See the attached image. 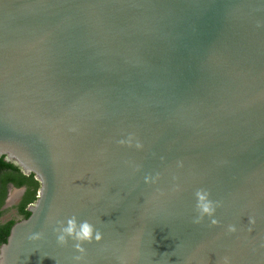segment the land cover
Segmentation results:
<instances>
[{
	"label": "water",
	"instance_id": "1",
	"mask_svg": "<svg viewBox=\"0 0 264 264\" xmlns=\"http://www.w3.org/2000/svg\"><path fill=\"white\" fill-rule=\"evenodd\" d=\"M0 156L40 183L0 264H76L72 217L80 264H264V0H0Z\"/></svg>",
	"mask_w": 264,
	"mask_h": 264
},
{
	"label": "clouds",
	"instance_id": "2",
	"mask_svg": "<svg viewBox=\"0 0 264 264\" xmlns=\"http://www.w3.org/2000/svg\"><path fill=\"white\" fill-rule=\"evenodd\" d=\"M196 211L197 215L193 217L194 224H200L205 217H209L211 224H217L218 221L214 218L216 209L220 207L219 201H213L209 198V194L206 191L199 190L196 193ZM60 226L53 229L56 234L57 244L63 246L68 243L69 239L75 241L74 248L79 255L73 256V261L76 264H80L83 261V253L85 252L82 244L84 242H91L93 239L99 241L101 239V233L95 229L92 224L87 221L77 224L76 218L72 217L67 221V225L64 226L63 222H57ZM229 231H235L234 226H229ZM39 234H37V238ZM223 264H230L228 257H224Z\"/></svg>",
	"mask_w": 264,
	"mask_h": 264
},
{
	"label": "flooded vegetation",
	"instance_id": "3",
	"mask_svg": "<svg viewBox=\"0 0 264 264\" xmlns=\"http://www.w3.org/2000/svg\"><path fill=\"white\" fill-rule=\"evenodd\" d=\"M18 173L26 177L27 181L25 184H22L20 186H16L12 182L7 183L5 195L3 197L2 202L0 203V226L5 225L11 221L14 222L12 224L13 226L16 222L21 221L22 219H25V215L22 212V210L24 212L31 213V207L37 201L38 190L40 188L39 181L35 179L34 174L31 177V179H29L32 173L29 175H26L20 169ZM35 182L39 184V187L35 192L34 199L28 200L31 197L32 192L34 191Z\"/></svg>",
	"mask_w": 264,
	"mask_h": 264
},
{
	"label": "trees",
	"instance_id": "4",
	"mask_svg": "<svg viewBox=\"0 0 264 264\" xmlns=\"http://www.w3.org/2000/svg\"><path fill=\"white\" fill-rule=\"evenodd\" d=\"M19 168L14 166L13 164L6 162L3 160V157L0 156V203L3 200V197L5 195L6 191V185L8 182H12L16 186H20L22 184H25L27 181V178L20 175L18 173ZM33 176L31 174L30 178ZM39 184L35 182L34 185V191L32 192L31 197L28 200H32L35 197V192L38 189ZM27 200V201H28ZM22 212L25 215V218H27L30 215V212ZM14 222H9L5 225L0 226V246L4 244L7 241L8 235L10 233V228Z\"/></svg>",
	"mask_w": 264,
	"mask_h": 264
}]
</instances>
